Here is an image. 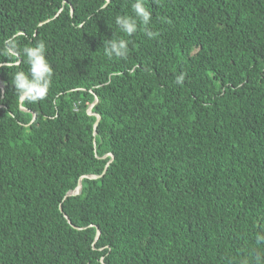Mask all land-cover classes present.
I'll use <instances>...</instances> for the list:
<instances>
[{"label": "trees", "instance_id": "obj_1", "mask_svg": "<svg viewBox=\"0 0 264 264\" xmlns=\"http://www.w3.org/2000/svg\"><path fill=\"white\" fill-rule=\"evenodd\" d=\"M132 2L0 0V46L22 31L53 68L20 103L0 67V264L264 255V0H147L151 39L116 25Z\"/></svg>", "mask_w": 264, "mask_h": 264}, {"label": "clouds", "instance_id": "obj_2", "mask_svg": "<svg viewBox=\"0 0 264 264\" xmlns=\"http://www.w3.org/2000/svg\"><path fill=\"white\" fill-rule=\"evenodd\" d=\"M111 0H102L99 11H104ZM132 14H118L115 23L120 31L127 37H131L141 27L148 38H155L158 32L149 29L152 12L149 10L147 0H133L131 4ZM22 31H16L3 40L0 46V57H7V62H0V67L14 69L12 72V84L20 103H36L44 100L49 92L53 68L46 58V45L41 41L28 44L21 48L20 41L23 38ZM129 40L116 38L104 41V54L111 57L125 58L129 51ZM21 62L27 65V70L21 69ZM184 74L176 77V82L182 84ZM258 242H264V235L256 237ZM231 264V262H229ZM244 264H264V255L255 254Z\"/></svg>", "mask_w": 264, "mask_h": 264}, {"label": "water", "instance_id": "obj_3", "mask_svg": "<svg viewBox=\"0 0 264 264\" xmlns=\"http://www.w3.org/2000/svg\"><path fill=\"white\" fill-rule=\"evenodd\" d=\"M95 102H96V100L94 101V103H95ZM94 103H93V104H94ZM93 104H92V105H93ZM92 105L90 106V111H89V112L92 113V114H95V115L97 116V120H96V123H95V126H94V127L96 128L97 123H98L99 120H100V115L97 114V113H93V112H91V107H92ZM80 188H81V187H80V185H79V186L76 188V190L74 191V194H75V193H78V192L80 191ZM61 210H62V209H61Z\"/></svg>", "mask_w": 264, "mask_h": 264}]
</instances>
